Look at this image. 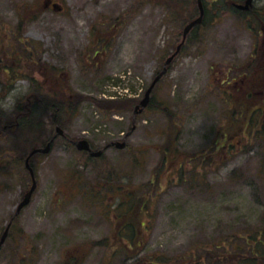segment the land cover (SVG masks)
Here are the masks:
<instances>
[{"label": "rangeland", "instance_id": "obj_1", "mask_svg": "<svg viewBox=\"0 0 264 264\" xmlns=\"http://www.w3.org/2000/svg\"><path fill=\"white\" fill-rule=\"evenodd\" d=\"M211 2L206 0L214 12ZM163 3L0 0V110L11 113L35 83L58 100L78 97L76 109L61 113L64 137L57 135L50 114L45 126L30 134L0 126V239L11 224L0 264H65L66 259L131 264L123 251L115 255L113 246L117 206L127 191L134 193L133 201L146 195L154 214L151 218L147 208L141 218L151 228L146 258L184 257L260 225L264 184L255 178L263 156L260 143L239 144L231 152L217 134L221 127L226 131L233 109L228 95L246 97L244 79L251 76H243L245 66L256 62L255 53L264 61L258 18L248 23L230 7L209 16L188 38L128 135L136 104L196 17L171 22ZM184 4L198 7L197 0ZM254 6L264 20V0ZM63 86L72 93L64 89L62 96ZM81 139L104 150L103 156L92 160L78 151L72 141ZM49 141L51 152L31 162L37 191L16 217L32 186L26 159ZM113 142L127 147L105 149ZM190 159L191 171L202 174V165L211 164L201 182H190L195 180L190 174L189 181L180 180L181 164Z\"/></svg>", "mask_w": 264, "mask_h": 264}, {"label": "trees", "instance_id": "obj_2", "mask_svg": "<svg viewBox=\"0 0 264 264\" xmlns=\"http://www.w3.org/2000/svg\"><path fill=\"white\" fill-rule=\"evenodd\" d=\"M156 1L159 2L162 0ZM164 1L166 3L162 5L165 6L169 13L171 22L176 21L183 24V21L186 23V18L191 20L194 18L195 14L196 16L199 14L198 7L194 10V5H185L184 0H178L177 4L174 0ZM227 1L228 0H219L218 3L214 4V12L206 8L203 27L209 20V16H212V18L219 16V13H221L224 8V10L227 11L226 7H230ZM215 6L220 7L219 9H215ZM230 9L228 8V12ZM184 11H187L186 13L188 15H186ZM231 12L238 14L243 20L245 19L248 21V23L254 21L253 19L255 18L260 20L261 26L264 23L262 12L260 13L253 8L249 12L232 11V9ZM31 47L38 50L36 48L39 46H34L33 44ZM253 58L256 62L251 65L249 64V66H245V73L243 71V76H251V78L245 77L244 79L246 88L242 93L246 92L245 101L239 99L240 95L238 97H231V95H228L233 109L229 116L228 124L226 125V131L223 132L221 127L217 134L220 143L231 152H236L237 148L240 146L239 144L247 146L251 143H260L259 146L262 149L263 156L260 170H258L255 178L260 181L261 185V183L264 184V61H262V59L258 62L259 53H255ZM33 87L32 92L25 95L23 100H19L11 113L4 114V111L0 110V126H5L6 130L15 129L19 132L30 134L40 131L42 126H45V121L49 114L51 115L49 117H51L52 125L61 126L63 124L60 119L62 114L67 113L69 110L72 111V108L76 109L74 103L78 102V100H76V98H78L77 96L71 94L70 97H62L58 100L57 98H52L51 94H49L50 96L47 94L48 87H42L36 83ZM64 89L67 90L69 94L72 93L69 91L70 89L68 86H63V88H61L62 96L65 94ZM53 90H55V87H53ZM71 97H74L76 101L71 100ZM170 150H173V147L169 148V151ZM91 159L94 160L95 158ZM193 162L194 160L190 159L185 164H181V181H189V179H186V175L190 174V176H195V180L190 181L194 184L198 181L201 182L202 178L207 175V168H209L211 164L205 163L202 165L205 173L202 174L201 171H191L193 169ZM200 167L198 168L197 166L198 169H200ZM260 190L261 189H259V191ZM146 192L148 195H153L152 192ZM133 197L134 193L127 191L124 195V201L118 203L117 214L115 215L116 229L113 244V246L116 247L115 255L123 251V255L126 256L128 260H133L131 264H264V211L260 219V225L254 230L237 232L227 236L224 240L202 245L196 248L194 253L191 252L187 256L174 258H146L144 255L142 256L145 246L147 245L148 232L151 231V228L149 224L142 222L141 218L143 217L144 210L147 208L146 213L149 214L151 218L154 214H151V211H149V199L146 195H144L143 198L139 196L137 201H133ZM101 243L102 242H98L97 245L101 246ZM65 264H69L67 259Z\"/></svg>", "mask_w": 264, "mask_h": 264}, {"label": "water", "instance_id": "obj_3", "mask_svg": "<svg viewBox=\"0 0 264 264\" xmlns=\"http://www.w3.org/2000/svg\"><path fill=\"white\" fill-rule=\"evenodd\" d=\"M254 0H247L245 6H241L242 9L244 10H249L252 6H253ZM57 7V5H55ZM198 6L200 9V16L192 21L191 23H189L186 28L184 29L183 32V36H184V40L183 43L181 45L178 46L176 53L171 56L170 58L167 59V61L165 62L164 65V69L163 71L155 78L154 82L152 83V85L150 86V88L148 89V91L146 92L145 98L142 100V102L140 103V105L137 106L136 111H135V115H137L138 113H142L144 111V109L149 105L150 100H151V94L154 91L156 85L158 84V82L168 73V66L172 64V62L174 61L175 57L180 53L183 44L185 43V40L188 36V34L192 31V29L197 26L200 25L203 22L204 19V15H205V9H204V4H203V0H198ZM135 126L133 127V130L128 134L131 135V133L135 130ZM57 135L58 136H62L64 135V131L61 130V128H57ZM75 145L77 147V149L79 151H86L89 152L90 155L92 157H100L103 154V150L100 151H93L90 147V143L87 140H79L77 142H75ZM126 142H116V143H112L108 146L109 147H117L118 149L122 150L126 148ZM52 150V142H49L44 148H39V149H34L30 155L28 156V158L26 159V168L28 169V171L30 172V175L32 177L33 180V185L32 187L29 189V191L24 195V198L22 200V202L20 203V205L18 206L16 215H19L21 213V211L27 207L28 205H30L33 195L37 190V181H36V177H35V172L34 169L31 167L30 164V160L31 158L36 155V154H49ZM10 227L11 225H9L4 234L2 235V238L0 240V249L2 248V246L5 244L8 236H9V231H10Z\"/></svg>", "mask_w": 264, "mask_h": 264}, {"label": "flooded vegetation", "instance_id": "obj_4", "mask_svg": "<svg viewBox=\"0 0 264 264\" xmlns=\"http://www.w3.org/2000/svg\"><path fill=\"white\" fill-rule=\"evenodd\" d=\"M246 1L247 0H228L227 1V3L228 4H230V7H231V9H232V11L234 10V11H240V12H246L245 10H243L242 8H241V6H244L245 5V3H246ZM219 2V0H212V2H211V6H213L214 4H216V3H218ZM205 3H206V0H205ZM255 5V4H254ZM255 6H253V8H254ZM205 8H207L208 9V4H205ZM261 13V12H260ZM199 15H200V13H199ZM199 15H197L195 18H194V20L199 16ZM188 23H190V22H188ZM188 23L185 25V27L188 25ZM185 27H184V29H185ZM203 27V24L202 25H200V26H198V27H196L195 29H193L192 31H191V33L188 35V38L191 36V34L192 33H194L196 30V32H198V30L200 29V28H202ZM183 29V30H184ZM262 31H263V35H264V23L262 24ZM188 38H187V40H188ZM183 40V39H182ZM187 40H186V43H187ZM186 43H185V45H186ZM185 45L183 46V48L181 49V52H180V54L183 52V50L185 49ZM179 46V45H178ZM178 46H177V48H178ZM177 48H176V50H177ZM176 52V51H175ZM174 51L171 53V55L172 54H174L175 53ZM179 54V55H180ZM170 55V56H171ZM178 55V56H179ZM169 56V57H170ZM145 94H146V92H145ZM145 96V95H144ZM152 102V101H151ZM138 104H139V102H138ZM137 104V105H138ZM150 107V106H149ZM148 107V108H149ZM144 112H146V110L144 111ZM58 127V126H57Z\"/></svg>", "mask_w": 264, "mask_h": 264}]
</instances>
